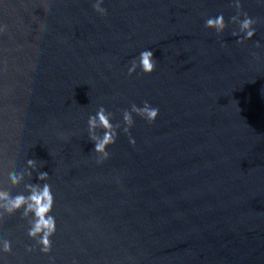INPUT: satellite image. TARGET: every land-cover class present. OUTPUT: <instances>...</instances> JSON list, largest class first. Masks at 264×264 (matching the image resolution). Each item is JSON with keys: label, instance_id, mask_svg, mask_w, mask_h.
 I'll use <instances>...</instances> for the list:
<instances>
[{"label": "water", "instance_id": "water-1", "mask_svg": "<svg viewBox=\"0 0 264 264\" xmlns=\"http://www.w3.org/2000/svg\"><path fill=\"white\" fill-rule=\"evenodd\" d=\"M102 6L104 17L90 0L0 5L3 186L25 159L44 162L55 264H264V7L242 0L260 20L253 40L237 46L230 28L220 36L203 28L218 13L227 23V0ZM147 48L151 75L126 76ZM142 101L158 108L155 121L133 116L135 145L118 132L97 165L88 115L103 106L116 123L117 109ZM0 229L13 241L10 264H47L24 253L31 241L16 216Z\"/></svg>", "mask_w": 264, "mask_h": 264}, {"label": "clouds", "instance_id": "clouds-1", "mask_svg": "<svg viewBox=\"0 0 264 264\" xmlns=\"http://www.w3.org/2000/svg\"><path fill=\"white\" fill-rule=\"evenodd\" d=\"M4 3L5 0H0V5ZM90 3L94 13L100 17L106 15V10L102 6L104 0H90ZM253 3L257 7H264V0H253ZM227 6L234 9V14L228 17L227 23L223 13H218L214 17L205 18L203 28L210 30L216 36L224 33L226 27L230 28L229 35L235 38L234 42L237 46L253 40L260 18L250 16L243 11L242 0H227ZM6 28V23L0 22V39L4 37ZM220 46L223 48L224 43L221 42ZM253 47L255 49L262 47L260 39L254 41ZM249 55L253 61L259 59L256 51L250 52ZM155 65L153 51L147 48L128 61L125 75L131 77L133 73H136L137 76L141 74L148 76L153 72ZM0 71L3 69L0 68ZM117 111L120 121L116 123L112 122L113 113L106 111L103 106H98L94 115L90 114L86 119L87 140L93 145L91 152L95 155L97 165L109 158L107 149L115 143L118 132L127 138L129 146L135 145V140L130 135L133 116L144 120L147 124H152L159 110L147 101H142L140 106L130 103L127 108L117 109ZM56 135L58 138L67 140V134L63 132H57ZM49 155L51 156L50 153ZM43 165V161H40L38 166L36 159H25L22 167L7 176V188L3 186L4 177L0 175V225H3L8 218L16 216L23 222L25 237L31 241L23 246L24 253L38 251L40 255L48 256L47 264H55V260L49 256L51 237L56 232V218L52 214L54 197L48 182V173L40 170ZM33 175L35 182H33ZM114 180L119 185V178L114 177ZM12 243L8 233L0 229V264H10L8 256L12 254ZM70 264H78L77 259L73 258Z\"/></svg>", "mask_w": 264, "mask_h": 264}]
</instances>
